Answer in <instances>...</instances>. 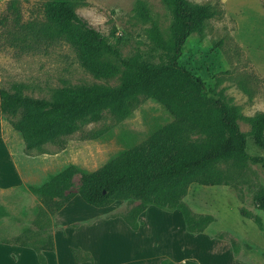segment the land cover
<instances>
[{"label": "rangeland", "instance_id": "374dc122", "mask_svg": "<svg viewBox=\"0 0 264 264\" xmlns=\"http://www.w3.org/2000/svg\"><path fill=\"white\" fill-rule=\"evenodd\" d=\"M48 1L0 0V90L13 91L14 86L21 85L23 95L51 100L54 91L61 88L82 84L118 85L117 77L95 79L80 66L67 42L45 36L48 22L44 5ZM137 1L148 9L150 21L137 16ZM186 1L209 4L218 14L205 22L201 34L195 33L186 40L179 63L203 81L210 95L222 98L240 112L237 124L246 138V152L264 158V149L256 147L251 140L253 118L242 114L245 110L255 112L253 105L264 109V0ZM70 2L78 16L119 49L122 58L137 56L153 65L162 60L148 36L152 22L165 38L169 35L172 19L162 0ZM263 113L255 112L254 118ZM13 121L15 118L0 114V166L8 167L5 187L0 188V243L13 244L18 239L19 243L40 248L49 236L53 238L56 230L59 258L61 264H67L72 258L71 243L79 237L71 238L67 231L64 233L61 227L54 225L52 219L56 224H68L107 210L90 207L82 201L78 195L82 174L97 170L123 151L144 145L157 127L170 123L172 117L160 104L141 96L128 117L117 118L105 111L100 121L84 123L73 133L43 144L40 150L25 147L19 133L12 128ZM70 166L77 169L68 190L73 198L50 216L41 199L28 188L45 184L51 176ZM222 169L227 171L228 185L193 184L183 199L188 207L195 208V215H210L215 219L209 233L203 235L197 253L209 263L210 256L216 257L218 264H236L227 251L212 252L214 240L205 239L212 234L247 250L237 264H264V230L260 231L239 214L243 208L259 216L264 225V211L256 209L253 202L254 194L264 189V171L251 162H229ZM139 202L130 198L113 202L110 207H115L114 216L122 218ZM179 215L177 210L156 206L148 207L140 215V235L137 236L147 241L146 249L150 239L155 254L160 255L171 247ZM85 228L81 225L68 231L74 233ZM99 229L101 234L106 231ZM111 247L112 252L116 251L114 243ZM5 256L0 255V259ZM116 256L107 253L105 262L116 260ZM0 264L32 263L25 257L24 261L9 259L1 260Z\"/></svg>", "mask_w": 264, "mask_h": 264}, {"label": "trees", "instance_id": "16d2710c", "mask_svg": "<svg viewBox=\"0 0 264 264\" xmlns=\"http://www.w3.org/2000/svg\"><path fill=\"white\" fill-rule=\"evenodd\" d=\"M162 2L172 21L166 38L154 22L148 30L150 41L162 55L156 65L137 56L122 58L116 46L77 15L70 0L46 2L45 36L67 42L80 66L95 79L117 77L119 83L114 87L82 84L61 88L54 91L51 100L27 97L22 86L17 85L13 91L0 90V114L15 118L12 128L27 149L40 150L43 144L73 133L84 123L100 121L105 111L117 118L128 117L141 96L157 102L172 121L158 126L144 145L123 151L97 170L82 174L78 195L94 208L138 199L139 204L121 218L132 231L138 230L140 215L149 206H156L179 211L185 230L201 235L214 219L210 215H195L183 202L188 188L193 184L228 185L227 171L222 167L229 162H251L264 171V158L246 152V138L237 124L240 112L222 98L210 95L203 81L179 63L186 40L195 33L201 34L205 22L218 12L209 4ZM135 11L139 18L150 21L148 9L141 1L136 2ZM250 125L253 144L264 149V113L253 118ZM76 172L70 166L45 184L28 190L54 216L73 198L68 190ZM253 202L256 209L264 211V189L254 194ZM239 214L264 230L259 216L243 208ZM216 238L223 240L221 236ZM229 242L235 247L233 241ZM13 244L32 249L39 264H46L42 251L54 249L52 236L40 248L19 243L18 239ZM162 264L197 263L187 260Z\"/></svg>", "mask_w": 264, "mask_h": 264}, {"label": "crops", "instance_id": "0c3cea01", "mask_svg": "<svg viewBox=\"0 0 264 264\" xmlns=\"http://www.w3.org/2000/svg\"><path fill=\"white\" fill-rule=\"evenodd\" d=\"M3 163L5 164V162ZM6 168L7 169L3 168L2 165L0 166V188H4L5 181H7L6 175L8 173V167L6 166ZM189 207L194 213L196 212L194 207ZM114 209L115 207H108L106 211L100 212L97 215L68 224H56L55 219L52 217L54 225L61 227L60 229H62L64 233L67 231L66 233L71 235V238L73 236L79 237L78 240L73 239V243H71L73 245L69 249H71L72 258H69L67 264H162L164 262L184 263L187 260L194 261L197 264H218L216 257L210 258L209 256V259H211V262L209 263L197 253V247L200 244L201 239H204V236L209 233L211 225L214 223L215 219L203 234L193 236L185 230L182 217L179 215V217H177L178 220L180 219L179 226L175 234L176 238L174 243L171 247L161 251L160 255H158L153 251V240H148V247L146 249L145 245L147 244V241H145L144 237L141 238L137 236L140 235L138 234L140 223L137 231L130 230L120 217L114 216ZM81 225H85L86 228L79 232L69 233V228L80 227ZM99 228H104L106 231L101 234ZM54 232L53 251H42L46 264H61ZM209 238L214 240L212 241L214 248L212 252H216L217 250L227 251L230 259L236 264L238 263L237 260L241 258L243 253H247V250L244 249V247H234L229 241L212 237V234H208V237L205 239L209 240ZM113 243L117 248L116 251L112 252L111 246H113ZM107 253H115V255H117L116 260H108L105 262V255ZM0 255H6L5 257H2L0 261H7L9 259L12 261L22 259L24 261V258L27 257L32 264H39L36 254L32 249L14 245L12 243H0Z\"/></svg>", "mask_w": 264, "mask_h": 264}, {"label": "clouds", "instance_id": "9594fccd", "mask_svg": "<svg viewBox=\"0 0 264 264\" xmlns=\"http://www.w3.org/2000/svg\"><path fill=\"white\" fill-rule=\"evenodd\" d=\"M226 70H227V66H226ZM253 108H255V112H264V109L260 108L257 105H253ZM255 112L254 111L245 110L242 114L245 115L248 118H254Z\"/></svg>", "mask_w": 264, "mask_h": 264}]
</instances>
